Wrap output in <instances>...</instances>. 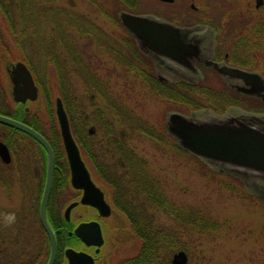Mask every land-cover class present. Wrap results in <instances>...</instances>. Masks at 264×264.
<instances>
[{
  "label": "trees",
  "instance_id": "obj_1",
  "mask_svg": "<svg viewBox=\"0 0 264 264\" xmlns=\"http://www.w3.org/2000/svg\"><path fill=\"white\" fill-rule=\"evenodd\" d=\"M0 19H2L0 22V112L22 120L39 130L52 145L58 163L62 161L66 164V156L55 113L56 96L60 95L64 100L73 132L80 146L83 145L88 134L86 127L89 122L97 124L101 106L95 105V100L101 97L104 99L103 114L107 123L106 134L108 136L115 138L119 135L113 126V111L110 108L113 103H116L119 104V113L123 119L126 117L134 122H142L147 127L148 133L152 134V142H155L156 139L159 140L160 136V139L167 145L178 148L177 150L182 151L185 155L199 161L205 176L209 175L213 178L218 175L225 176L227 180H224L226 181L224 184L231 185L230 190L234 188L233 191L237 189L250 199L261 200V198L249 194L237 178L217 172L198 157L178 147L176 143L173 145L169 142L170 140L164 139L166 136L163 138V135L161 136L156 131L155 126L141 120L137 114L131 111L122 95L116 96L114 91L110 90L107 81L99 76L89 77L85 80L81 77L84 64L80 49L86 40L84 35L87 31L75 26L92 21L86 12H83L80 5H73L72 0H0ZM9 36L12 41L8 40ZM106 39L108 38L106 37ZM110 39L119 44L122 57H129V55L135 57L133 58L134 62L121 64L124 71H134L135 77L140 79L139 87L148 88L161 98L185 103L191 109L208 107L223 112L230 104H247L253 109H259L256 101L241 99L229 93L225 83L214 78L208 72L205 73L206 79L196 84L187 82L169 84L161 81L155 75L154 65L140 53L133 39L125 30H121L118 37ZM27 48H30L29 51ZM244 50L247 54L245 64L248 67L264 71V55L261 58L259 55L261 49L249 46ZM5 53L13 59L25 60L32 67L41 87V99L47 112L46 120L43 119L44 117L39 111L32 108L27 110L24 104L12 100L6 85L7 79L2 72V59ZM40 62L45 64L46 71L51 69L54 71V79L51 80V77L41 75L37 69ZM47 74L53 75L50 72ZM128 83L131 84L129 87L138 88L136 83H131L130 80ZM88 85L91 90H96L94 94L88 92ZM214 91L217 93H213ZM85 94L89 96L87 99L90 103L87 105ZM107 105L110 107H106ZM86 107H91L88 110L90 114L88 122L85 117ZM136 125L138 124L136 123ZM0 126L6 128L5 138L11 143L12 148L17 149L19 144L23 143L26 146L24 149L26 153H36L40 158L43 172L40 176L39 194L42 196L46 178V150L28 134L1 123ZM20 133L25 135L24 138L27 140L17 138L16 135ZM119 140L122 141V139ZM161 140L156 141L161 143ZM142 166L146 167L136 158L134 175L130 173L115 176L119 179L118 207L127 215L131 223L130 227L141 241L137 253L120 259L118 264H174L173 256L181 250L188 255L186 264H192L189 256L193 257L195 249L198 248L199 239L206 237L213 240V236L217 232L222 229L225 231L224 223L205 207L176 203L168 195L166 185L163 184L164 181L150 170H147L148 172L144 169L141 170ZM114 174L116 173L114 172ZM68 185V167H63L61 171L55 170L50 209L52 225L59 242L67 237V228H69L63 217ZM23 209L25 218L20 219L18 225L14 227L15 229L9 228V231L41 233L43 238V234L46 235V232L38 218V202L34 206L24 205ZM46 240L47 242L40 246V264H45L50 256V244L47 236ZM64 245H66L65 242L63 248ZM61 248L62 245L59 244V256L62 254ZM36 251L38 250L30 249L29 256L32 258Z\"/></svg>",
  "mask_w": 264,
  "mask_h": 264
},
{
  "label": "flooded vegetation",
  "instance_id": "obj_2",
  "mask_svg": "<svg viewBox=\"0 0 264 264\" xmlns=\"http://www.w3.org/2000/svg\"><path fill=\"white\" fill-rule=\"evenodd\" d=\"M87 2L97 6L96 10L87 11L92 22L75 26L87 31L84 35L86 40L80 49L84 64L82 75H85V78L102 77L98 71L100 69L105 71L106 68L103 67L105 62L114 64L111 67L113 71H109V74L120 76L121 71L119 69L124 61L119 44L110 38L118 37L121 30L129 31L121 20L123 12L155 17L170 23L175 28L194 30L187 42L184 41L183 35L179 33L174 35L177 45H181L175 49L174 54L181 59L185 55L188 64L162 54L150 46L140 45V42L129 31L140 51L154 64L157 78L169 84L184 81L196 84L206 79V72L211 73L214 78L225 83L229 93L241 99L256 101L259 106L257 110L247 104L229 105L222 115L244 121L259 129L264 128V98L257 93L262 91L264 94V90L260 89L264 85V71L258 72L262 76V79L259 80L253 77H233L219 72L213 64L214 62L219 66L226 65L257 72L246 66L247 54L244 49L249 48V46L258 47L264 54V0H87ZM102 15L112 22L111 29H109L110 26H105L102 21H100L101 23L97 22L98 16ZM110 30L113 32L112 34L108 32ZM235 46L241 47V50L246 54H244L246 59L239 62V57L233 52ZM129 62H134V59ZM213 93H217V91ZM104 107L101 106L99 110L97 124L89 122L86 127L88 134L83 145L81 144V153L94 183L103 192L109 208L101 210L97 206L81 202L84 190L73 187L69 181L67 190L69 198L63 210V217L69 226L67 228L68 234L60 242L57 239L58 249L59 244H61V250L64 252L62 251L60 256L57 252L55 264H68L65 256V249L68 247L87 252L94 258L96 264H114L112 263L114 251L112 248H107L110 243L108 235L117 227V219L121 218L124 213L117 204L119 179L115 176L130 173L134 175L136 158L146 166H142L141 170H149L147 160L137 152L136 145L133 144L132 140L135 141L136 133H145L149 140L153 138L152 134L148 133L146 126L136 124L132 125L131 128L129 127L127 133L122 134L119 129L121 126L119 104L113 103L112 107L108 105L106 107L112 108L113 126L119 135L115 138L108 136L106 134L107 123L103 114ZM88 110L89 108L86 107L87 122L90 120ZM173 111L185 113V111L177 109ZM190 114L198 119H208L200 116L203 114L209 115V118L218 116V114L221 115L208 108H202L198 111L192 110ZM168 115L163 123L164 134L168 140L178 144L179 139L167 127ZM5 135L6 128L0 126V141L7 144L10 152L9 160L0 154V264H40V246L47 242V233L46 235L43 234L42 238L41 233L9 231V228L15 229L14 227L18 225L19 220L25 218L23 207L27 204L34 206L38 202V218L40 219L42 197L39 194L40 176L43 169L36 153H26L24 151L26 146L23 143H20L17 149L12 148ZM65 162L66 164L62 161L58 163L55 160V170L61 171L66 166L70 172L67 156ZM233 169L244 178L246 184L261 193L259 195H264V172H255L240 167H233ZM53 190L54 184L47 209L51 223L53 221L50 200ZM74 202L77 203L66 216V208ZM10 214H15V220L13 223L7 224L5 219ZM83 222H97L100 225L103 235V243L100 246L87 244L76 236L74 229ZM64 242L66 245L63 248ZM30 249L38 250L32 258L29 256ZM47 263L48 260L45 264Z\"/></svg>",
  "mask_w": 264,
  "mask_h": 264
},
{
  "label": "rangeland",
  "instance_id": "obj_3",
  "mask_svg": "<svg viewBox=\"0 0 264 264\" xmlns=\"http://www.w3.org/2000/svg\"><path fill=\"white\" fill-rule=\"evenodd\" d=\"M72 4L80 5L86 14L87 11L97 8L93 3H88L87 0H72ZM98 18V23L102 21L105 26H110L109 29L112 28L113 24L107 17L102 15L98 16ZM0 22H2V19H0ZM108 32L110 34L113 33L111 30ZM8 40L12 41L10 36ZM29 49L27 48V51ZM233 52L239 57V62L246 59L244 57L245 52L241 50V47L235 46ZM13 53L15 54L16 52L14 51ZM259 55L261 58L264 54L260 51ZM133 58L135 57L130 55L129 57L123 56L122 60L129 63ZM9 60H11V57L5 53L2 59V72L6 79V66ZM96 66L99 67L98 64ZM113 66V63H103V67L106 69L105 71L102 69L98 71L102 75L100 77L107 81V85L110 90L114 91L116 96L120 97L122 95L123 100L134 114H137L141 120L147 121L153 127L155 126L156 131L161 136L163 135V138L165 134H163L164 130L162 129L167 114L176 109L185 112L192 110L185 103L161 98L157 94L152 93L148 88L139 87L140 79L135 77L136 73L133 71L126 72L121 67L120 69L118 68L121 71L119 77L116 74H109V71H113L111 68ZM44 68L45 64L40 62L37 69L41 72V75H47V77H51V80L54 79V71L52 69L46 71ZM139 68L141 69V67ZM48 72L53 75H48ZM82 74L83 70L81 71ZM81 77L84 80L87 79L85 75ZM128 80L131 83H136V87L138 88L133 89L129 87L131 84L128 83ZM9 83L7 79L6 85L10 91L11 84ZM88 88V92H91V94H94V91H96L91 90L89 85ZM87 96L85 94L86 105L90 103L87 99L89 96ZM103 101L104 99L99 97L95 100V105L103 106ZM30 107L39 111L44 117L43 119L46 120L47 112L41 96L30 104ZM200 116L209 118V115L206 114ZM120 119L121 126H119V129L122 134L127 133L129 127L131 128L132 125L136 123L139 125L140 123L126 119V117L123 119L122 115H120ZM140 125H143V123L141 122ZM152 126L149 125V127ZM21 135L23 134L20 133L16 136L19 139L27 140L24 138L25 135ZM135 136V141H132L136 145L137 152L147 160L149 170L160 180L164 181L163 184L166 185L168 195L176 203L205 207L224 223L225 231L222 229L217 232L213 236V240L206 237L201 238V240L199 239L197 243L198 248L195 249L193 257L189 256L192 264H264V197H261L263 199L260 201H256L246 197L237 189L236 191H233L234 188L230 190L231 185H228V183L224 184L226 182L224 180H227L225 176L218 175L214 178L209 175L205 176L204 169L199 164V161L185 155L182 151L177 150L178 148L176 149L171 145H167L165 141L160 139V136L158 138L162 141L161 143L157 142L159 141L158 139L152 142V139L149 140L145 133H136ZM169 142L176 145L174 141ZM209 165V167L219 172H225L227 175L242 179L248 192L260 194L246 184V181H244V178L238 172L226 168L225 165ZM67 190L66 196L68 199L69 193ZM130 224L129 218L123 213V216L117 219V227L108 235L110 243L107 248H112L114 251L112 258V263L114 264H118L119 260L126 256L136 254L140 248L141 241L130 227Z\"/></svg>",
  "mask_w": 264,
  "mask_h": 264
},
{
  "label": "water",
  "instance_id": "obj_4",
  "mask_svg": "<svg viewBox=\"0 0 264 264\" xmlns=\"http://www.w3.org/2000/svg\"><path fill=\"white\" fill-rule=\"evenodd\" d=\"M122 22L139 40L140 45L150 46L162 54L177 58L188 64L174 54L177 45L174 35H183L184 41L194 33L188 28H175L170 23L142 15L127 12L121 14ZM179 44V42H178ZM195 49H197L195 47ZM216 69L233 77L262 79L257 72H250L226 65ZM10 79L13 84L12 95L17 102L26 103L27 100H36L39 88L35 83L32 72L23 61L8 66ZM264 90V85L260 89ZM264 98L262 91L257 92ZM56 113L60 125L61 135L70 165V181L75 188L83 189L84 195L81 202L92 204L99 209L109 208L104 199V194L94 183L91 174L81 156L80 148L73 136L68 114L60 96L56 98ZM0 123L12 126L26 132L35 138L48 153L47 179L40 205V218L51 242V255L47 264H55L57 257V240L54 229L47 217V204L53 185L55 155L49 141L35 128L23 121L0 113ZM167 127L179 139V144L187 151L200 157L203 161L213 164L225 163L255 172H264V128H256L244 121L226 116H215L208 119H198L194 115L180 112H171L168 116ZM0 154L9 160L10 152L6 143L0 141ZM8 155V156H7ZM77 202L71 203L65 214ZM75 234L87 244L100 246L103 235L97 222H83L74 229ZM68 264H96L94 258L83 250L68 247L65 250ZM188 255L184 251L174 254V264H186Z\"/></svg>",
  "mask_w": 264,
  "mask_h": 264
},
{
  "label": "clouds",
  "instance_id": "obj_5",
  "mask_svg": "<svg viewBox=\"0 0 264 264\" xmlns=\"http://www.w3.org/2000/svg\"><path fill=\"white\" fill-rule=\"evenodd\" d=\"M14 220H15V214H10L9 216L6 217L5 223L11 224L14 222Z\"/></svg>",
  "mask_w": 264,
  "mask_h": 264
}]
</instances>
